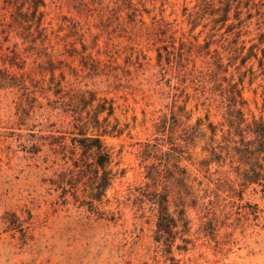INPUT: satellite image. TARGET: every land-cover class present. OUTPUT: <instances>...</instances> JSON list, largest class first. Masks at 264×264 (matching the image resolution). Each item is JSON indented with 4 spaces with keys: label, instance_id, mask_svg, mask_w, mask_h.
<instances>
[{
    "label": "trees",
    "instance_id": "obj_1",
    "mask_svg": "<svg viewBox=\"0 0 264 264\" xmlns=\"http://www.w3.org/2000/svg\"><path fill=\"white\" fill-rule=\"evenodd\" d=\"M48 1L0 0V91L15 94L10 128L27 130L26 156L50 163L62 204L102 217L124 173L105 140L138 124L85 80L120 91L149 66L170 81L140 151L144 184L127 197L154 214L159 246L169 253L187 242L192 209L214 235L226 226L223 202L245 203L253 185L264 198V115L245 97L247 83L264 79V0H195L181 21L166 16L175 0H59L75 15L51 18Z\"/></svg>",
    "mask_w": 264,
    "mask_h": 264
},
{
    "label": "rangeland",
    "instance_id": "obj_2",
    "mask_svg": "<svg viewBox=\"0 0 264 264\" xmlns=\"http://www.w3.org/2000/svg\"><path fill=\"white\" fill-rule=\"evenodd\" d=\"M54 1H48L49 18L75 15L68 4ZM174 2L175 13L170 16L169 8L166 16L170 20L178 16L179 21L183 5L195 4V0ZM254 68L258 69L257 62ZM154 72L149 66L143 73L132 74V86L120 91L108 92L106 84L85 80L89 87L116 99L121 118H138L130 135L105 140L113 151L115 170L124 173L108 191L109 203L99 205L97 212L102 217L73 204H62L59 191L50 182V163L26 156L20 132L27 130L10 128L15 94L0 91V264H264V198L254 185L246 189L245 203L225 201L220 205L226 226L214 235L202 228L199 212L190 210L187 242L178 238L169 253L155 239V216L148 205L142 214L132 197H127L129 190L144 184L140 151L151 137L152 119L164 101L159 90L170 81L169 74L159 77ZM260 84L264 85L262 77L247 83L245 97L251 111L264 115ZM186 164L193 175L203 178L197 165Z\"/></svg>",
    "mask_w": 264,
    "mask_h": 264
}]
</instances>
